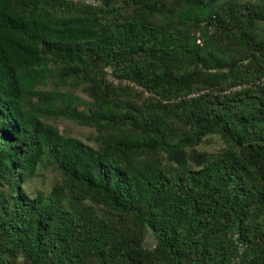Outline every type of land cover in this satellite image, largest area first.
<instances>
[{
    "label": "trees",
    "instance_id": "obj_1",
    "mask_svg": "<svg viewBox=\"0 0 264 264\" xmlns=\"http://www.w3.org/2000/svg\"><path fill=\"white\" fill-rule=\"evenodd\" d=\"M0 264H264V0H0Z\"/></svg>",
    "mask_w": 264,
    "mask_h": 264
},
{
    "label": "rangeland",
    "instance_id": "obj_2",
    "mask_svg": "<svg viewBox=\"0 0 264 264\" xmlns=\"http://www.w3.org/2000/svg\"><path fill=\"white\" fill-rule=\"evenodd\" d=\"M59 129L64 134H70L76 138H79L83 140L84 142H87L91 136V130L87 128H82L77 126L76 124L69 122L68 120L62 119L58 121ZM88 143H91L89 141ZM222 143L217 138L212 137L210 140V144L208 146H203V149L206 150H215L220 148ZM55 173L51 171L45 172V178H38L34 180V183L31 185L26 186L30 193H34L36 190H42L47 191L50 189L52 180ZM146 246L148 248L152 247L154 242L151 235H148L145 242Z\"/></svg>",
    "mask_w": 264,
    "mask_h": 264
},
{
    "label": "built area",
    "instance_id": "obj_3",
    "mask_svg": "<svg viewBox=\"0 0 264 264\" xmlns=\"http://www.w3.org/2000/svg\"><path fill=\"white\" fill-rule=\"evenodd\" d=\"M73 2H81L85 5L97 7L100 5V0H72Z\"/></svg>",
    "mask_w": 264,
    "mask_h": 264
}]
</instances>
